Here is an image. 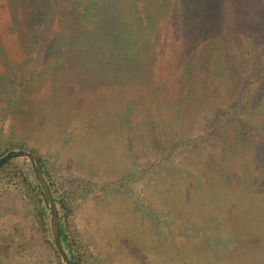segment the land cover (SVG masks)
Instances as JSON below:
<instances>
[{
    "label": "rangeland",
    "instance_id": "374dc122",
    "mask_svg": "<svg viewBox=\"0 0 264 264\" xmlns=\"http://www.w3.org/2000/svg\"><path fill=\"white\" fill-rule=\"evenodd\" d=\"M222 4L220 28L158 15L130 75L112 48L73 56L79 44L53 41L50 23L39 44L16 39L33 30L34 0H0V101L20 98L0 144L42 156L83 263L264 264V0ZM15 163L31 167L0 172V264H63Z\"/></svg>",
    "mask_w": 264,
    "mask_h": 264
},
{
    "label": "trees",
    "instance_id": "16d2710c",
    "mask_svg": "<svg viewBox=\"0 0 264 264\" xmlns=\"http://www.w3.org/2000/svg\"><path fill=\"white\" fill-rule=\"evenodd\" d=\"M39 1L44 3L43 10L40 12L38 9L39 7L36 5V2ZM61 2L62 4L60 7ZM77 2L79 3V6L76 7L75 4H77ZM227 2L228 0H221L219 2L215 1V4H217L219 6L218 7L217 5H214L213 0H201V2L200 0H94V2H91L90 0H84L85 6L81 7V2L74 0V9L69 7L71 10L69 15H71V17L74 19V25L72 26L68 25L64 20V18L67 16V12L65 11L66 7L63 0H34V6L30 8V10L33 12L36 10V18L32 22L34 25L33 30H31L30 34L25 32L27 33L26 38L24 36L21 38L20 33L17 30L14 31H16V39H23L24 41H28V43L34 42L35 44H39L42 39L41 28H47V24L50 23L48 27L49 29H53L54 33H50V35L53 34V41H57L60 38V42L65 41L79 44V47L77 46L78 48L75 47L76 49L73 56L83 55L85 50L81 51L80 48H90L91 45H93L94 52H92V50H89V52L91 54L95 53L94 56L97 55L101 58H105L107 57L110 48H112V53L110 56L113 58H119V60L128 58L126 60L130 61L129 64L134 65L133 72L130 73V75H133V73L136 71H142V66L137 64V61H135V59H139L142 55L140 50L141 45H138L139 42H136L138 39L136 37L137 35L143 33V28H149L154 31L156 29V17L158 15L163 17L166 16L172 26L180 25L182 27H186L191 24L202 25L203 23L198 22V20L204 19V16L206 15L207 18L211 19V24H213L214 27L220 28L222 25L226 24H224V21L221 20L219 16L226 6V4L223 6L222 3ZM57 5L58 8L60 7L59 9L53 8V6ZM91 11H93V14ZM197 12L198 14H196ZM216 13L219 14L217 16H213ZM195 15L196 18L194 17L193 20L192 17ZM222 16H224V13H222ZM2 26H4V24ZM7 26L8 24H6V28L8 29ZM61 26L65 28V33L63 35H61ZM10 27L12 28L9 29L8 32L13 30L14 26L12 25V21L11 24H9V28ZM218 33L221 34L219 31ZM133 46L135 47L133 50H136L133 51L135 52V59L131 60L129 55L132 54L131 48ZM149 51H151V48L147 46V51L145 54L152 55V51L151 53ZM28 52L26 54H28ZM58 52L63 53L60 49H58ZM89 52H87V55H89ZM32 55L33 54H30V57ZM121 65H124V62H122L120 66ZM133 84L135 85L136 83ZM148 89L152 88L148 86ZM7 93L8 94H6L5 100L0 101V124L13 114V111L18 105V100H20V98L17 96V90L16 92L8 91ZM242 99H244V97H242ZM242 104L243 101L238 103L237 107ZM261 131L259 133L260 135ZM247 132L248 130L246 133ZM256 137L258 136L256 135ZM11 141L12 140L4 142L5 145L2 143L0 144V146H5L4 151H2L0 155H3L7 149L12 146ZM32 151L38 157L42 171L50 183L53 195L57 202L60 218V235L63 245L70 254L73 264H85L83 263L76 242L73 240V237L68 231L69 227L67 226V218L71 213V208L67 204V201L58 198L56 195L57 190L54 187V182L51 179L50 172L46 168L42 156L37 151ZM14 159H22L26 164H28L27 157L20 155L13 156L0 167V172L4 169H8L6 167L12 164ZM13 167L14 169L11 170L12 173L17 177H24V179L28 181L27 183L36 190L38 194L36 213L37 219L43 228L45 240L52 245H55L50 226L49 203L44 193L43 187L38 182L32 167L25 168L24 166L16 163L13 165ZM244 235V237H246L247 234ZM226 240H224V242ZM35 264L40 263L37 262Z\"/></svg>",
    "mask_w": 264,
    "mask_h": 264
},
{
    "label": "water",
    "instance_id": "95a60500",
    "mask_svg": "<svg viewBox=\"0 0 264 264\" xmlns=\"http://www.w3.org/2000/svg\"><path fill=\"white\" fill-rule=\"evenodd\" d=\"M24 156L27 157L31 163V167L35 173L38 182L43 187L44 193L48 199L49 209H50V226L55 241V245L63 264H73L72 259L68 251L66 250L60 235V218L57 207V202L53 195L50 183L47 177L44 175L40 162L36 154L30 150L24 148H15L8 150L3 156L0 157V167L7 162L13 156Z\"/></svg>",
    "mask_w": 264,
    "mask_h": 264
}]
</instances>
